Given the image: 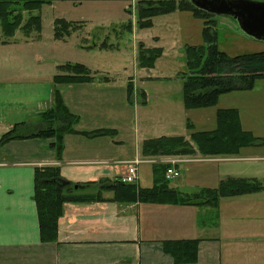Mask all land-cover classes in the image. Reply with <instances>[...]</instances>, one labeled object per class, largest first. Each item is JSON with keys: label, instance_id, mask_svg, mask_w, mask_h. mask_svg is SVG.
<instances>
[{"label": "crops", "instance_id": "obj_1", "mask_svg": "<svg viewBox=\"0 0 264 264\" xmlns=\"http://www.w3.org/2000/svg\"><path fill=\"white\" fill-rule=\"evenodd\" d=\"M48 1L50 3L43 7L52 10L54 22L65 20L78 23L90 20L106 5L119 6L123 18H129L127 12L136 9L137 3L144 0ZM178 15L181 21H192V24L189 23L191 26L199 21L191 14L178 12L155 18L153 29L162 24L169 28V32L182 31L181 21L180 24L173 22V17ZM200 23L197 31L203 35V22ZM61 41L54 36L50 43L43 41L41 36L40 39H25L23 36L4 46L18 54V60L27 52L36 63L31 68H23L19 63L8 65L4 62L0 65V130H5L4 135L17 124H21V132L32 128V122L37 118L40 119L39 125L45 126L40 116L52 107L55 77L65 74L59 70L64 65L56 59ZM160 41V38L156 39V47L150 48H158ZM42 59L50 60V63L45 64ZM154 69L142 70H147V78H152ZM132 83L135 87V81ZM111 87L110 78L108 81L97 78L90 83L58 85L66 106L80 119L77 133L66 135L65 150L60 159L51 149L53 139H18L0 149V264H174L172 257L164 252L163 242L181 240L200 242L199 257L195 264H264V162L243 164L226 170L220 165L211 164L213 166L207 168L211 176L204 177L207 183L200 188L216 189L228 177L257 179L263 185L259 193L224 198L217 207H212L121 204L113 202V192L104 191L103 196L108 200L106 203L67 204L59 222L58 241H41L34 200L37 168L56 166L68 182L103 185L113 182L124 172L123 167L103 163L133 160L142 154V146L135 157L122 150V146L112 139L116 135V127L102 125L104 116L100 113L101 107L84 100L90 93H95L97 97V92ZM221 109L238 110L243 129L255 135V129L246 127L241 109ZM135 110L140 119L139 107L136 106ZM114 111L109 109V112ZM110 115L115 117L114 113ZM99 131L105 132V135H85ZM190 134L180 137L189 140ZM161 137L179 136L145 138L142 145L146 140ZM254 149L256 147L243 149L240 153L243 157L240 158L244 161H264V158L252 155ZM183 166L179 168L181 173ZM140 180L139 172V183ZM170 188L183 194H192L186 185ZM97 190L95 186L91 191L96 193ZM214 209L216 221L208 223L201 220L209 212L213 213Z\"/></svg>", "mask_w": 264, "mask_h": 264}, {"label": "trees", "instance_id": "obj_2", "mask_svg": "<svg viewBox=\"0 0 264 264\" xmlns=\"http://www.w3.org/2000/svg\"><path fill=\"white\" fill-rule=\"evenodd\" d=\"M48 0H0V45L15 42V35L21 31L25 39L40 38L42 18L40 15L25 13L40 11ZM138 27L150 29L153 20L178 12L190 13L195 19L203 22L204 45L186 48L188 73L184 74V102L187 110H198L216 106L222 95L235 91H251L256 82L264 79V53L245 54L232 57L220 50L218 30L215 16L196 8L190 0H144L137 3ZM215 20V21H214ZM80 23L56 20L54 22V38L64 40L73 32L82 30ZM125 28L131 32L133 24L129 22ZM2 37L6 40H2ZM102 49L113 46L104 43ZM163 55L160 48H146L140 44L138 65L141 69H154L156 62ZM64 75L55 77L53 104L50 110L42 114L46 129L30 135H20L21 124L3 135L0 149L18 139L38 138L53 139L51 149L58 159L65 150L67 134L77 133L80 121L65 104L59 84L90 83L97 79L92 72L80 64L60 66ZM108 81L107 77H98ZM128 92L133 93V83L128 85ZM191 131L189 140L185 137H161L143 142L144 157L178 156L201 154L203 156H235L243 149L263 147L264 138L243 129L240 113L236 109H220L217 111V128L211 132ZM89 137L105 135V132L85 133ZM166 166H154L155 184L152 188L138 185H127L121 182L105 184H73L61 175V169L55 166L37 168L35 172V196L40 230L43 243H55L59 236V222L64 215L67 204L106 203L104 191L113 192V202L121 204H172L180 206L209 205L217 207L224 198L239 197L259 193L263 190L262 183L257 179L228 177L216 189H203L198 194H181L169 186L165 178ZM78 187L76 189L75 187ZM98 187L96 193L92 188ZM84 191L87 192L83 193ZM91 191V193H88ZM198 240H181L163 242L164 252L172 257L174 264H195L199 257Z\"/></svg>", "mask_w": 264, "mask_h": 264}, {"label": "rangeland", "instance_id": "obj_3", "mask_svg": "<svg viewBox=\"0 0 264 264\" xmlns=\"http://www.w3.org/2000/svg\"><path fill=\"white\" fill-rule=\"evenodd\" d=\"M255 1L264 2V0ZM121 13L119 6L106 5L97 15L90 17V20L78 22L83 25L82 30L73 32L71 36L61 41L62 45L56 59L62 65L74 63L86 66L92 70L89 69L95 77L99 75L97 78L105 76L111 79L112 89L97 92V97H95V93H90L84 100L93 102L96 107L97 105L101 107L99 110L104 116L102 125L111 128L116 127L115 131H117L114 133L116 135L112 139L116 140V144L122 146V150L135 157L140 153L143 139L162 135L186 136L191 133L189 124L193 125V131H214L217 128V111L224 107L241 109L246 127H252L255 129L256 136L264 138V79L257 81L255 88L251 91H235L222 95L216 106L187 110L183 99V77L185 73H188L185 47L204 45V37L201 32L197 31L199 24H201L200 21L191 26L189 23L192 21H181L179 15L175 16L173 22L180 24L181 21L183 29L180 27L182 31L169 32V28L162 24L157 25L155 29L153 27L140 29L137 10L134 8L127 12L129 18H127L128 16L123 18ZM30 15L41 16L42 40L48 43L52 42L54 36L52 10L43 7L40 11H34L31 14L26 12L25 18L28 19ZM215 20L218 30V45L221 51L232 57L264 53V41L246 35L233 18L216 16ZM129 22L134 27L131 32L125 28ZM22 38V32L18 31L15 39ZM158 38L161 41L157 47L163 51V55L156 62V68L152 71V78H147V70H142L137 65L139 47L140 44L146 48L156 47V39ZM2 40H6V38L2 37ZM104 43L113 46V48H100ZM4 46L0 45V65L4 62L8 65L19 63L23 68H31L36 64L29 53H23L20 56L21 59L18 60V54L12 53L11 49L4 48ZM42 60L45 64L50 63V60ZM132 80L135 81L136 85L135 87L133 85V93L131 94L128 92V85L133 82ZM136 106L140 110V119L136 114ZM111 108L115 111L109 112ZM110 113H114L115 117ZM39 122L40 119H35L32 122L34 128L20 131V135L34 134L47 128L48 125L45 122L42 123L45 126L39 125ZM138 127H140L139 130ZM160 127L163 128L158 130ZM4 131L0 130V138L4 135ZM240 153L235 156H228V158L198 155L196 161L201 160L200 164L183 166L181 176L171 180L169 186L173 188L186 185L189 187V193L194 194L203 190L200 188L204 183H207V179L204 177L211 176V171H208L213 166L211 164L220 165L223 170H226L230 167L238 168L243 164L253 165L264 162L244 161L241 159L243 155ZM252 155L264 158V146L256 147ZM138 156L142 163L138 166V173L140 172L141 178L139 185L143 188L153 187L155 184L154 166L146 163L147 161L142 154ZM139 158L118 162H132L139 160ZM205 158H212L213 161ZM221 158L226 159L225 163H215ZM228 160L231 161L228 162ZM83 193L87 194L86 191ZM215 210L213 213L209 212L208 215L203 216L201 220L208 223L216 221Z\"/></svg>", "mask_w": 264, "mask_h": 264}, {"label": "water", "instance_id": "obj_4", "mask_svg": "<svg viewBox=\"0 0 264 264\" xmlns=\"http://www.w3.org/2000/svg\"><path fill=\"white\" fill-rule=\"evenodd\" d=\"M211 15L231 17L248 36L264 41V2L255 0H191ZM78 189V187H75Z\"/></svg>", "mask_w": 264, "mask_h": 264}, {"label": "built area", "instance_id": "obj_5", "mask_svg": "<svg viewBox=\"0 0 264 264\" xmlns=\"http://www.w3.org/2000/svg\"><path fill=\"white\" fill-rule=\"evenodd\" d=\"M148 164H162L167 165L168 170L166 173L167 180H173L179 177V172L176 167L181 164L190 163L194 160L187 157H164L158 159L145 160ZM140 160L132 162H115V165H121L124 167L125 172L119 178V181L123 184H135L138 181V166L141 165Z\"/></svg>", "mask_w": 264, "mask_h": 264}]
</instances>
